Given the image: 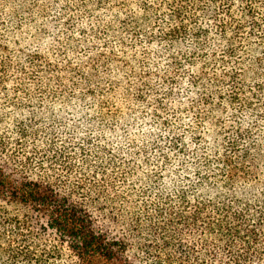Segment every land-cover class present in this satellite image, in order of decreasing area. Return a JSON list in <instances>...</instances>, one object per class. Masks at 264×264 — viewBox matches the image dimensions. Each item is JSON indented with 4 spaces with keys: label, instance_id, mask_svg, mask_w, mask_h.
I'll list each match as a JSON object with an SVG mask.
<instances>
[{
    "label": "trees",
    "instance_id": "1",
    "mask_svg": "<svg viewBox=\"0 0 264 264\" xmlns=\"http://www.w3.org/2000/svg\"><path fill=\"white\" fill-rule=\"evenodd\" d=\"M19 264H264V0H0V227Z\"/></svg>",
    "mask_w": 264,
    "mask_h": 264
},
{
    "label": "rangeland",
    "instance_id": "2",
    "mask_svg": "<svg viewBox=\"0 0 264 264\" xmlns=\"http://www.w3.org/2000/svg\"><path fill=\"white\" fill-rule=\"evenodd\" d=\"M22 238L16 239L13 236V230L5 223L0 227V264H19V258L12 259L11 255L23 250L20 246Z\"/></svg>",
    "mask_w": 264,
    "mask_h": 264
}]
</instances>
